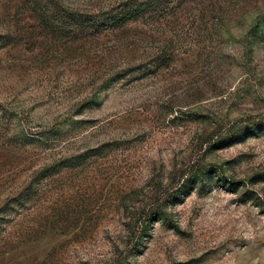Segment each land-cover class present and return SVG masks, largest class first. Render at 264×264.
Returning a JSON list of instances; mask_svg holds the SVG:
<instances>
[{"label":"rangeland","instance_id":"rangeland-1","mask_svg":"<svg viewBox=\"0 0 264 264\" xmlns=\"http://www.w3.org/2000/svg\"><path fill=\"white\" fill-rule=\"evenodd\" d=\"M263 117L264 0H0V264H264Z\"/></svg>","mask_w":264,"mask_h":264},{"label":"trees","instance_id":"trees-1","mask_svg":"<svg viewBox=\"0 0 264 264\" xmlns=\"http://www.w3.org/2000/svg\"><path fill=\"white\" fill-rule=\"evenodd\" d=\"M140 6L135 5L131 8H124L119 12V15L113 17L114 23H120L122 21L128 20L136 15ZM264 132V117L258 120L250 121L244 124L241 127L235 128V126H231L228 128L223 134L218 135L216 139H214L213 145H211V149H218L225 146L232 145L234 143L240 142L246 139L248 136L253 134H258ZM203 177L211 180L214 179L215 182L224 184V180L218 174V170L215 167L210 166L206 170H199L194 172L189 179H186L184 182L180 184L178 188L175 189L171 193L172 201L178 202L182 201L191 191L197 182L202 181ZM233 182H229L232 184Z\"/></svg>","mask_w":264,"mask_h":264}]
</instances>
